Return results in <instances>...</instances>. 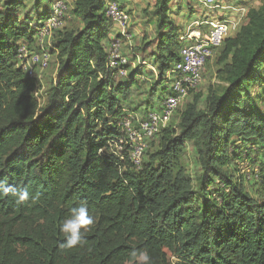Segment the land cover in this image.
<instances>
[{
  "label": "trees",
  "instance_id": "obj_1",
  "mask_svg": "<svg viewBox=\"0 0 264 264\" xmlns=\"http://www.w3.org/2000/svg\"><path fill=\"white\" fill-rule=\"evenodd\" d=\"M54 1L0 0V180L29 192L20 204L0 195V264H264V90L259 99L250 95L264 88V6L245 9L217 50L223 85L208 88L205 109L196 95L179 133L165 129L158 150L136 170L111 155L109 143L122 136L128 113L158 109L167 95L165 77L182 47L170 20L174 0H155V48L143 58L159 72L149 96L159 86L162 94L138 108L127 105L139 70L120 80L107 65L110 0L67 3L82 27L55 33L48 52L59 71L46 86L18 67V46L46 48L37 35ZM218 12L215 21L233 19ZM189 142L200 169L195 178L185 164ZM243 163L258 169L260 200L243 176L234 180ZM81 203L94 223L83 245L62 248V222Z\"/></svg>",
  "mask_w": 264,
  "mask_h": 264
},
{
  "label": "built area",
  "instance_id": "obj_2",
  "mask_svg": "<svg viewBox=\"0 0 264 264\" xmlns=\"http://www.w3.org/2000/svg\"><path fill=\"white\" fill-rule=\"evenodd\" d=\"M207 8L231 9L215 5L216 0H195ZM52 15L46 25L39 29L37 41L46 48L40 51L30 49L29 45L21 44L17 48V65L28 77H41L50 68L51 55L48 48L52 46L50 40L54 34L65 27L69 16V6L65 0H55L52 5ZM238 10V9H236ZM107 17L115 24L122 26L119 33L122 39L130 42L131 36L126 33L129 16L115 3H107ZM238 20L225 19L213 22L197 23L198 30H188L180 37L182 47L179 51V62L167 73V85L171 91L164 97L160 108L149 111L140 118L136 114L128 113L120 123L122 136L109 143V153L121 162H129L136 170L143 166L145 153L150 144L167 129L183 102L202 84L207 63L222 47L225 40L235 32L245 17L246 10H238ZM122 39H112L106 46L107 65L117 71V78L125 80L129 76V66L136 68V62L129 60L122 51ZM41 73L38 75L37 71ZM156 71V69H154Z\"/></svg>",
  "mask_w": 264,
  "mask_h": 264
},
{
  "label": "rangeland",
  "instance_id": "obj_3",
  "mask_svg": "<svg viewBox=\"0 0 264 264\" xmlns=\"http://www.w3.org/2000/svg\"><path fill=\"white\" fill-rule=\"evenodd\" d=\"M70 6H73L76 0H65ZM109 2H115L119 7L124 9V12L129 16V23L126 27V33L131 36L130 42L126 39H122V51L125 56L129 58L131 64L133 62V58L136 57V68L132 65L129 66V72L132 70H139V74L137 79L134 80L135 85L132 87V94L130 96L128 107L138 108V106L142 105L145 102H156L157 99L162 94V86H159L154 94L153 97L149 96L150 87L153 85L158 75V69L149 60L143 61V58H148V54L155 48V37H156V21L157 19L154 16L155 11V0H110ZM221 6L220 7H230L231 9L222 10L220 8H207L203 7L202 5L196 3L193 0H174L171 8V21L177 28L180 30L181 35H185V33L190 29L197 31L198 26L197 23H200V29H202V20H207V22H211L212 20L215 21L217 18L219 19L220 13L219 11L230 12L233 16L234 20H238L240 18L238 10L243 9H259L264 6V0H220ZM234 5V6H233ZM27 13L30 12L31 5H26ZM71 9V7H70ZM238 9V10H236ZM145 11L147 13H145ZM24 10L20 11L21 17H23ZM29 14V13H28ZM247 12L245 13L246 16ZM207 18H214L212 20ZM244 20V19H243ZM81 21L77 20L73 17L72 14L69 13V16L66 20L65 27L63 31L66 30H73L79 29L82 26L80 25ZM80 26V27H79ZM122 26L120 24L113 23V27L111 30V40L116 38L117 35L122 31ZM207 29V28H203ZM202 29V30H203ZM59 33V32H58ZM57 33V34H58ZM187 34V33H186ZM56 34H54V38L50 40V43L53 44ZM135 54V55H134ZM218 53L215 54L208 62L206 66V70L203 76L202 84L197 88V91L189 96L179 108L177 114L172 120L171 125L173 128L179 133V123H180V116L184 112L187 105L192 104L193 98L198 95L202 94V98L198 105L200 110L205 109V98L208 93V88L210 86H216L218 84L223 85L221 80L218 78L217 70L218 67L216 65ZM59 64L56 61L52 62L50 70H46L42 74L44 77H40L41 84L46 86V83L53 79L58 73ZM156 69V71L154 70ZM40 74L41 72L38 70L37 72ZM47 76V77H45ZM167 78V76L165 77ZM120 80H122L120 78ZM166 94H168L170 89V83L167 85ZM264 88L262 86L256 85L251 90V98L252 99H259L261 93L263 92ZM144 104L141 106L143 107ZM143 110V108H141ZM139 118L142 114H136ZM160 139V138H159ZM159 139L156 138L154 141V145L150 147L148 155L145 156V163H147L148 158L151 154L158 150ZM187 155L185 156V164L187 165L188 173L193 177H197L200 175V169L195 161V147L192 143H187L186 149ZM264 154V153H263ZM256 158L262 159V153H257ZM263 160V159H262ZM258 166V165H257ZM240 174H234V180L236 181L237 178L241 175L244 177V185L246 186V190L249 191V194L253 197H256L258 200L261 199L263 195L261 193V188L258 184L255 183V175L254 173H258V169L254 166H250L248 163L240 164L239 167ZM259 183L261 181H258ZM257 182V183H258Z\"/></svg>",
  "mask_w": 264,
  "mask_h": 264
},
{
  "label": "clouds",
  "instance_id": "obj_4",
  "mask_svg": "<svg viewBox=\"0 0 264 264\" xmlns=\"http://www.w3.org/2000/svg\"><path fill=\"white\" fill-rule=\"evenodd\" d=\"M10 194L16 198L17 204L24 203L29 200V192L26 188H13L12 186H9L6 181L0 180V195L6 197ZM70 212V217L66 218L61 225V232L66 236V241L61 245V247L69 249L74 248L77 245L84 244V233H86L89 226L94 223V217L89 215L86 203H81L78 207L71 208ZM81 229L84 230L83 233L81 232ZM145 259H147V257H145Z\"/></svg>",
  "mask_w": 264,
  "mask_h": 264
}]
</instances>
